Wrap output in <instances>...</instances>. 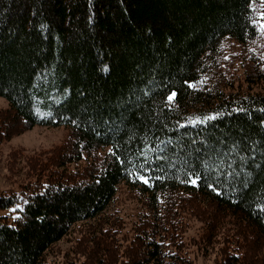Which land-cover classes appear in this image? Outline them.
Listing matches in <instances>:
<instances>
[{
  "label": "trees",
  "instance_id": "16d2710c",
  "mask_svg": "<svg viewBox=\"0 0 264 264\" xmlns=\"http://www.w3.org/2000/svg\"><path fill=\"white\" fill-rule=\"evenodd\" d=\"M0 96V145L67 131L0 264H264V0H0Z\"/></svg>",
  "mask_w": 264,
  "mask_h": 264
},
{
  "label": "rangeland",
  "instance_id": "374dc122",
  "mask_svg": "<svg viewBox=\"0 0 264 264\" xmlns=\"http://www.w3.org/2000/svg\"><path fill=\"white\" fill-rule=\"evenodd\" d=\"M9 106L7 98L0 96V109L5 110ZM67 136L64 126L48 127L37 125L33 128L22 131L17 135L4 139L0 145V194L10 189H18L20 179L26 172V156L34 151L47 149L55 144H60ZM126 192L118 195V202L115 206L121 207L125 201ZM13 209L1 211L2 214L11 212ZM67 243L60 242L57 248L60 252L67 247ZM61 256V255H60ZM60 258H55L61 264ZM196 264H212V257H200Z\"/></svg>",
  "mask_w": 264,
  "mask_h": 264
}]
</instances>
